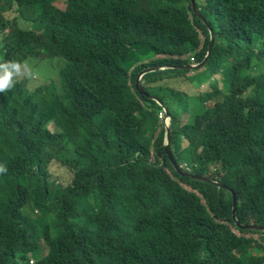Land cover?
<instances>
[{"label":"trees","instance_id":"16d2710c","mask_svg":"<svg viewBox=\"0 0 264 264\" xmlns=\"http://www.w3.org/2000/svg\"><path fill=\"white\" fill-rule=\"evenodd\" d=\"M194 8L0 0V264H264V0Z\"/></svg>","mask_w":264,"mask_h":264},{"label":"rangeland","instance_id":"374dc122","mask_svg":"<svg viewBox=\"0 0 264 264\" xmlns=\"http://www.w3.org/2000/svg\"><path fill=\"white\" fill-rule=\"evenodd\" d=\"M55 5L58 6V7L60 8V5H59L57 2H55ZM50 69H51L50 74H54V72H55L54 68H50ZM150 70H151V69H150ZM145 71H148V70H145ZM160 71H163V70H160ZM140 74H141V73L138 74L136 80L138 79V77H139ZM165 83H167V81H166ZM198 84H199V83H195V84H193V85H192V90H194V91L198 90V93H201V94H204V93H207V92L210 91V86H209V84H205L204 86H203V85L199 86ZM141 86H142V85H141V80H140V88H141ZM202 86H203V87H202ZM141 89H142V88H141ZM167 89H168V88H166V89L164 90V92H165ZM173 89H174V88H173ZM177 91H178V90L174 89V92H177ZM190 93L192 94V92H190ZM186 94H187L188 96H191V95H189V93H186ZM193 95H194V93H193ZM150 97H151L153 100H155L157 103H159L160 106L163 107L164 110H163L162 112H160V114L158 115V117H159V119H160L161 121H162L163 119L166 120L165 127H166V129H167V128L170 126V124H171V119H172V117H171L170 114H167V113L165 112V110L167 109L166 105H164L163 102L157 98V96H156L155 93L151 94ZM191 97H193V96H191ZM194 105H195V102L192 103V106H194ZM188 109H189V106H186L184 112L180 115V116H181V118H180L181 126H185V125L188 123V121L191 120V119L193 118V116H194V113L191 112V110H188ZM174 115H175V119H178V118H179V114H178L177 111H175ZM170 118H171V119H170ZM167 126H168V127H167ZM166 135H167V133H166ZM166 139H167V137H166ZM183 143H184V146H187L188 141L186 140V137H185V136H184V141H183ZM45 254H46V252H44V255H45ZM35 260H36V259H32L31 263L35 262Z\"/></svg>","mask_w":264,"mask_h":264},{"label":"clouds","instance_id":"9594fccd","mask_svg":"<svg viewBox=\"0 0 264 264\" xmlns=\"http://www.w3.org/2000/svg\"><path fill=\"white\" fill-rule=\"evenodd\" d=\"M25 73L28 71V66L23 65ZM21 71V64L16 61H9L3 64H0V93H3L5 90L10 89L13 86L14 79L13 77L19 74ZM5 169L0 166V172ZM214 183L217 186L218 183L214 182L212 179H207ZM208 183V182H204ZM220 187L225 188L223 185L219 184ZM237 225H239L237 223Z\"/></svg>","mask_w":264,"mask_h":264},{"label":"water","instance_id":"95a60500","mask_svg":"<svg viewBox=\"0 0 264 264\" xmlns=\"http://www.w3.org/2000/svg\"><path fill=\"white\" fill-rule=\"evenodd\" d=\"M191 2H192V5H193V8H194V0H191ZM195 9V8H194ZM157 71H159L158 69H151V70H148V71H143V72H141V74L139 75V77H138V79L136 80V88L140 91V92H143V90L140 88V80L144 77V76H146V75H148V74H150V73H155V72H157ZM168 127V126H167ZM170 134V127H168L167 128V135H169ZM168 138V137H167ZM168 146V145H167ZM172 163H173V165L175 166V163L172 161ZM178 171H180V170H178ZM183 175L184 176H187V175H185L184 173H183ZM193 179H196V180H200V181H202V182H208V183H211V184H214L212 181H210V180H207V179H203V178H194V177H192ZM235 195V194H234ZM235 209H236V205H234L233 206V215L235 214ZM260 229V228H259Z\"/></svg>","mask_w":264,"mask_h":264}]
</instances>
